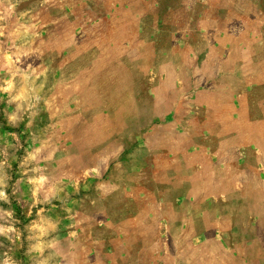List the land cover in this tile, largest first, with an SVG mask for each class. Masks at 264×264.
Segmentation results:
<instances>
[{"label": "rangeland", "instance_id": "1", "mask_svg": "<svg viewBox=\"0 0 264 264\" xmlns=\"http://www.w3.org/2000/svg\"><path fill=\"white\" fill-rule=\"evenodd\" d=\"M0 264H264V0H0Z\"/></svg>", "mask_w": 264, "mask_h": 264}]
</instances>
